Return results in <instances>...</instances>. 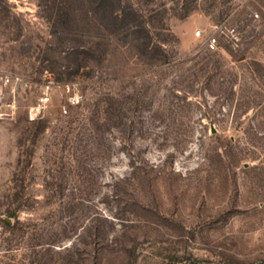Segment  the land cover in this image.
I'll return each mask as SVG.
<instances>
[{"label": "rangeland", "instance_id": "rangeland-1", "mask_svg": "<svg viewBox=\"0 0 264 264\" xmlns=\"http://www.w3.org/2000/svg\"><path fill=\"white\" fill-rule=\"evenodd\" d=\"M118 5L0 0V264H264V0Z\"/></svg>", "mask_w": 264, "mask_h": 264}, {"label": "built area", "instance_id": "built-area-1", "mask_svg": "<svg viewBox=\"0 0 264 264\" xmlns=\"http://www.w3.org/2000/svg\"><path fill=\"white\" fill-rule=\"evenodd\" d=\"M196 35L199 37L201 36V32H197ZM218 38L216 37L215 34L210 35L207 40H206V48L208 50L214 51L218 49ZM70 91V97H69V102L73 105L78 104L80 102V94L77 89V86L73 85V87H69ZM67 109H64L63 113L67 114Z\"/></svg>", "mask_w": 264, "mask_h": 264}, {"label": "trees", "instance_id": "trees-1", "mask_svg": "<svg viewBox=\"0 0 264 264\" xmlns=\"http://www.w3.org/2000/svg\"><path fill=\"white\" fill-rule=\"evenodd\" d=\"M109 0H99V6L101 7H105V5L107 4ZM118 2V9L116 8V11H112V17H114L115 20H120V16H119V9L121 8V0H116ZM110 5L113 7V4L110 3ZM116 5H114L115 7ZM114 13V16H113Z\"/></svg>", "mask_w": 264, "mask_h": 264}, {"label": "bare ground", "instance_id": "bare-ground-1", "mask_svg": "<svg viewBox=\"0 0 264 264\" xmlns=\"http://www.w3.org/2000/svg\"><path fill=\"white\" fill-rule=\"evenodd\" d=\"M35 110V109H34ZM35 115V114H34Z\"/></svg>", "mask_w": 264, "mask_h": 264}]
</instances>
